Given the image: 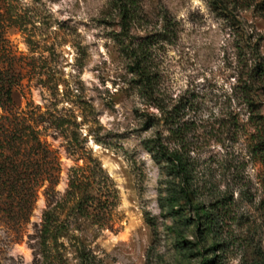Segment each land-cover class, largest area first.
I'll return each mask as SVG.
<instances>
[{
  "label": "rangeland",
  "instance_id": "rangeland-1",
  "mask_svg": "<svg viewBox=\"0 0 264 264\" xmlns=\"http://www.w3.org/2000/svg\"><path fill=\"white\" fill-rule=\"evenodd\" d=\"M210 1L138 0L135 39H159L166 12L176 30L150 48L145 88L116 42L108 0H0V66L15 83L12 110L35 119L57 156L54 200L79 166L95 171L107 199L103 226L69 216L66 236L43 247L47 183L26 191L28 216L21 190L1 186L0 264H264V162L252 150L263 82L258 113L243 99L255 38L264 58V13L226 17ZM157 102L184 123L181 143L162 134L183 153V177L145 148L161 129ZM21 153L35 165L37 153ZM185 184L192 193H180Z\"/></svg>",
  "mask_w": 264,
  "mask_h": 264
},
{
  "label": "trees",
  "instance_id": "trees-1",
  "mask_svg": "<svg viewBox=\"0 0 264 264\" xmlns=\"http://www.w3.org/2000/svg\"><path fill=\"white\" fill-rule=\"evenodd\" d=\"M108 1L119 16L120 30L115 34L116 42L121 52L130 59L131 72L139 75L143 87L150 88L153 78L150 48L158 41L175 40V23L166 12L163 15V27L159 39L145 37L138 40L130 33V29L142 21V10L138 0ZM210 5L214 11L226 17L234 15L236 10L248 8H253L260 14L264 13V0H211ZM251 43L249 48L253 56V65L247 71L243 99L250 112L258 113L261 110L257 102L262 88L259 86L260 82H263L264 88V58L259 53V38H255ZM10 76L8 71L0 66V107L3 109V113L0 114V187L5 186L10 192L16 193L21 190L20 197L27 208L24 215L28 216L34 193L29 196L26 191L34 192L44 182L47 183L45 191L47 204L37 231L40 246L47 247L49 243H56L60 237L66 236L68 218L72 215L86 217L92 223L103 226V209L107 208V199H103L100 195L102 191L99 190V182L95 180V171L90 167L72 168L64 196L60 200H54L52 193L58 182L59 173L57 156L41 139L35 119L25 113L12 110L11 92L15 83ZM155 106L161 113L159 116L155 115L154 124L160 125L161 129H158L146 142L145 148L154 158L166 162V166L173 174L183 177L186 173L183 167V153L179 148L170 149L162 134L163 130H166L173 140L181 143L184 141V123H179V115L175 107L168 109L159 102L155 103ZM256 116L259 120L256 122L254 136L256 141L252 150L264 162V112ZM25 150L37 153L38 156L35 158L37 162L34 166L31 162L34 158L21 153ZM14 175H19L20 181H17ZM192 192L187 184L180 188V193ZM59 207L61 208L58 209ZM83 254L80 252L81 257Z\"/></svg>",
  "mask_w": 264,
  "mask_h": 264
}]
</instances>
